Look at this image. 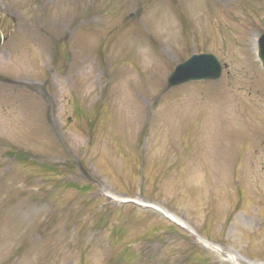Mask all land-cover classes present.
<instances>
[{
  "label": "rangeland",
  "instance_id": "374dc122",
  "mask_svg": "<svg viewBox=\"0 0 264 264\" xmlns=\"http://www.w3.org/2000/svg\"><path fill=\"white\" fill-rule=\"evenodd\" d=\"M0 15V264H264V0ZM193 53L221 78L168 87Z\"/></svg>",
  "mask_w": 264,
  "mask_h": 264
},
{
  "label": "water",
  "instance_id": "95a60500",
  "mask_svg": "<svg viewBox=\"0 0 264 264\" xmlns=\"http://www.w3.org/2000/svg\"><path fill=\"white\" fill-rule=\"evenodd\" d=\"M2 35L0 33V44ZM258 57L264 66V33L258 40ZM222 73L218 58L212 53L193 54L176 66L168 77V87L178 86L194 80H216Z\"/></svg>",
  "mask_w": 264,
  "mask_h": 264
},
{
  "label": "bare ground",
  "instance_id": "6f19581e",
  "mask_svg": "<svg viewBox=\"0 0 264 264\" xmlns=\"http://www.w3.org/2000/svg\"><path fill=\"white\" fill-rule=\"evenodd\" d=\"M158 210H160L162 213L166 214L167 216H169L174 222H176L178 225H180L181 227H186L185 223L179 219L178 217L174 216L173 214H171L169 211L165 210L164 208H159L156 207ZM209 244V243H208ZM212 248H215L214 246H212ZM233 261L235 260L234 258H232Z\"/></svg>",
  "mask_w": 264,
  "mask_h": 264
}]
</instances>
